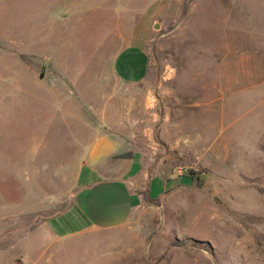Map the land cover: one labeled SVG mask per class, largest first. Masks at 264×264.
<instances>
[{"label":"rangeland","instance_id":"obj_1","mask_svg":"<svg viewBox=\"0 0 264 264\" xmlns=\"http://www.w3.org/2000/svg\"><path fill=\"white\" fill-rule=\"evenodd\" d=\"M162 1L0 0V264H264V0H184L171 20ZM131 45L190 156L152 180L158 209L59 237Z\"/></svg>","mask_w":264,"mask_h":264},{"label":"crops","instance_id":"obj_2","mask_svg":"<svg viewBox=\"0 0 264 264\" xmlns=\"http://www.w3.org/2000/svg\"><path fill=\"white\" fill-rule=\"evenodd\" d=\"M183 2L163 0L157 12L171 20ZM150 66L145 46L125 47L114 57L113 74L124 89L117 94L119 100L106 105L109 109L105 108L103 117L113 119L105 123L109 130L95 133L86 147L76 173L72 207L51 219L57 236L118 228L135 222L136 214L145 209H158L154 203L164 195L150 199L152 180L173 178L165 162L171 155L190 156L189 139L175 140L166 125L167 114L158 117L155 95L159 89L150 86L154 76ZM67 224L69 230L61 232Z\"/></svg>","mask_w":264,"mask_h":264},{"label":"water","instance_id":"obj_3","mask_svg":"<svg viewBox=\"0 0 264 264\" xmlns=\"http://www.w3.org/2000/svg\"><path fill=\"white\" fill-rule=\"evenodd\" d=\"M153 28H154V29H157V25H154Z\"/></svg>","mask_w":264,"mask_h":264},{"label":"built area","instance_id":"obj_4","mask_svg":"<svg viewBox=\"0 0 264 264\" xmlns=\"http://www.w3.org/2000/svg\"><path fill=\"white\" fill-rule=\"evenodd\" d=\"M180 173V172H179Z\"/></svg>","mask_w":264,"mask_h":264}]
</instances>
